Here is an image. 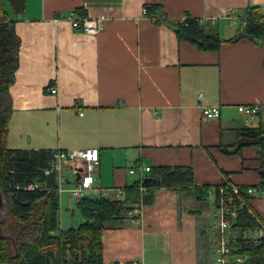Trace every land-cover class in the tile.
Listing matches in <instances>:
<instances>
[{
    "label": "crops",
    "instance_id": "crops-1",
    "mask_svg": "<svg viewBox=\"0 0 264 264\" xmlns=\"http://www.w3.org/2000/svg\"><path fill=\"white\" fill-rule=\"evenodd\" d=\"M263 4L5 0L20 39L9 87L8 149L99 148L104 190L96 197H114L135 182L130 169L136 165L192 167L198 187L260 184L259 147L246 145L235 154L222 147H233L239 133L264 121V38L233 39L240 27L227 17L230 10L243 16L251 8L264 14ZM148 5L160 7L153 17L144 12ZM72 11L102 18V29L92 34L74 28L66 18ZM184 16L217 27L219 49L180 38L167 21ZM238 105H255L257 114L247 117ZM210 106L220 107L219 118L204 116ZM251 205L264 227V197ZM214 221L211 194L199 198L193 190L161 188L153 204L103 231L104 264H214Z\"/></svg>",
    "mask_w": 264,
    "mask_h": 264
},
{
    "label": "trees",
    "instance_id": "trees-1",
    "mask_svg": "<svg viewBox=\"0 0 264 264\" xmlns=\"http://www.w3.org/2000/svg\"><path fill=\"white\" fill-rule=\"evenodd\" d=\"M4 3L5 0H0V193L5 194L7 210L0 218V264H104L103 231L109 226L121 225L133 209L153 204L157 190H193L199 198L210 194L211 186L196 185L192 167L157 166L143 179L145 192H141L137 179L124 187L120 198L86 197L78 202L84 222L78 227L62 230L58 223L60 196L48 191L57 185L56 177L54 173L44 174L54 158V151L7 147L11 114L9 87L19 64L20 39ZM146 9L153 17L160 7L148 5ZM244 15L248 18L246 26L241 27L233 39L248 36L263 42L264 22L261 20L264 14L251 8L246 9ZM186 17V21L168 20L167 23L176 29L180 38L188 39L204 50H218L221 43L218 28ZM246 145L260 148V171L263 173L260 184H264V121L239 133L233 147L222 148L226 153L235 154ZM220 185L232 184L223 182ZM259 215L251 203L241 211L237 223L241 237L249 229L263 227ZM68 244L70 256L67 255ZM236 246L234 253L245 257L240 264H264V237L260 241L240 238Z\"/></svg>",
    "mask_w": 264,
    "mask_h": 264
},
{
    "label": "built area",
    "instance_id": "built-area-1",
    "mask_svg": "<svg viewBox=\"0 0 264 264\" xmlns=\"http://www.w3.org/2000/svg\"><path fill=\"white\" fill-rule=\"evenodd\" d=\"M264 11V4L262 5ZM148 14L147 9L144 10ZM227 17L233 26L245 27L247 23V15L237 16L233 11L227 12ZM66 18L71 21L74 28L80 29L87 33L96 34L102 29V18H86L79 17L72 11ZM186 16L182 17L181 21H186ZM264 22V18L261 20ZM52 93H57V88L50 89ZM201 96V95H200ZM238 110L247 117H252L257 114L255 105H238ZM203 114L207 118H219L221 109L219 106H210L203 108ZM101 162L100 149L90 147L83 150H62L54 151V158L50 162V167L45 169L46 176L54 173L57 185L48 189L51 193H56L60 196L63 192H68L75 196L78 202L86 198V195L93 192H103L101 187V178L97 174V168ZM151 167L139 166L130 169L131 174H137L140 180L141 192L146 191L143 184V179L146 173H149ZM40 187V186H37ZM42 186L41 189H44ZM19 189V185H17ZM31 188V187H29ZM209 193L214 197V229L218 232V242L215 249L214 264H235L242 263L245 257L241 254H235L237 250L236 244L239 239H248L252 241H260L264 237V227L249 229L244 232L242 237L241 232L237 228L238 219L241 211L248 206L252 199L256 197H264V184L241 186L233 184L230 186L219 185L211 186ZM123 191H118L116 197L120 198ZM4 264H13L12 262Z\"/></svg>",
    "mask_w": 264,
    "mask_h": 264
},
{
    "label": "rangeland",
    "instance_id": "rangeland-1",
    "mask_svg": "<svg viewBox=\"0 0 264 264\" xmlns=\"http://www.w3.org/2000/svg\"><path fill=\"white\" fill-rule=\"evenodd\" d=\"M244 133V132H243ZM96 192L89 193L86 197H96ZM3 199L6 204L5 194L2 192ZM7 210V204L5 207V212ZM4 212V213H5ZM83 220V216L78 209V200L75 196L71 195L68 192H63L60 194V211H59V226H62L63 229L78 227ZM84 222V221H83ZM9 233V232H8ZM70 245H67V255L70 256Z\"/></svg>",
    "mask_w": 264,
    "mask_h": 264
},
{
    "label": "water",
    "instance_id": "water-1",
    "mask_svg": "<svg viewBox=\"0 0 264 264\" xmlns=\"http://www.w3.org/2000/svg\"><path fill=\"white\" fill-rule=\"evenodd\" d=\"M5 201L3 199L2 193H0V218L4 215L5 212Z\"/></svg>",
    "mask_w": 264,
    "mask_h": 264
}]
</instances>
